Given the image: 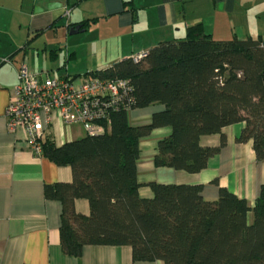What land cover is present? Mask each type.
<instances>
[{"label":"trees","instance_id":"obj_1","mask_svg":"<svg viewBox=\"0 0 264 264\" xmlns=\"http://www.w3.org/2000/svg\"><path fill=\"white\" fill-rule=\"evenodd\" d=\"M89 74L127 81L128 107L110 110L103 133L42 142L43 155L72 172L70 182L43 187L46 199L62 205V252L76 257L84 245H128L133 260L264 264V184L250 205L224 186L205 199L201 184L151 181L144 184L151 197H142L137 177L140 140L159 128L170 132L156 143L155 167L200 172L226 145L222 129L235 123H243L236 142L251 140L256 160H264V36L215 39L198 24L137 60ZM148 106L162 109L131 124L129 112ZM214 134L217 145L201 144ZM76 199L87 201L88 213L76 211Z\"/></svg>","mask_w":264,"mask_h":264},{"label":"crops","instance_id":"obj_2","mask_svg":"<svg viewBox=\"0 0 264 264\" xmlns=\"http://www.w3.org/2000/svg\"><path fill=\"white\" fill-rule=\"evenodd\" d=\"M198 24L215 39L263 37L264 0H0V264H163L133 260L128 245H84L76 257L64 254L59 244L62 205L46 199L43 187L70 182L71 169L33 155L24 143V130L8 129L5 109L21 63L33 72L64 68L59 78L82 76L183 37L189 26ZM76 25L82 30L77 33L85 34L68 37ZM61 35L67 45L64 61L57 63ZM71 66L85 71L68 73ZM160 109H133L129 120L134 125L147 123ZM242 127L235 123L222 129L226 145L197 173L154 166L156 143L170 132L154 129L139 143V194L151 197L144 185L151 181L201 184L203 197L214 200L218 186H224L253 205L264 184V160H256L251 140L236 142ZM50 133L56 146L86 135L80 124L66 128L59 119ZM200 142L215 146L218 135L204 136ZM74 206L88 213L85 199H76Z\"/></svg>","mask_w":264,"mask_h":264},{"label":"built area","instance_id":"obj_3","mask_svg":"<svg viewBox=\"0 0 264 264\" xmlns=\"http://www.w3.org/2000/svg\"><path fill=\"white\" fill-rule=\"evenodd\" d=\"M143 55L132 57L137 60ZM128 90L127 81L122 79L92 74L59 78L48 70L33 72L21 63L12 99L5 109L7 126L10 131L23 129L26 147L40 157L42 142L51 136L55 119L66 128L80 124L86 134L103 133L110 110L128 107L125 99Z\"/></svg>","mask_w":264,"mask_h":264},{"label":"rangeland","instance_id":"obj_4","mask_svg":"<svg viewBox=\"0 0 264 264\" xmlns=\"http://www.w3.org/2000/svg\"><path fill=\"white\" fill-rule=\"evenodd\" d=\"M85 33H76V34H73L71 36H68L70 38H79L81 36H83ZM59 39H62L61 42L59 43V46L58 47H61V50L59 51V57H58V61L57 63H62L64 61V45H67L66 42H64V36L61 35V37ZM68 63V62H67ZM85 70H81V69H74L72 66L68 68L67 72L68 73H73V72H79V73H83ZM51 75L52 76H57V75H61L63 73H65V70L64 68H60L58 70H51ZM129 114L131 115V113L129 112ZM83 128V127H82ZM78 133V132H77ZM251 216V215H250ZM252 217H250L251 219Z\"/></svg>","mask_w":264,"mask_h":264},{"label":"water","instance_id":"obj_5","mask_svg":"<svg viewBox=\"0 0 264 264\" xmlns=\"http://www.w3.org/2000/svg\"><path fill=\"white\" fill-rule=\"evenodd\" d=\"M78 31H82V30L80 29V25H76V26L70 28V29H69V34H74V33H77Z\"/></svg>","mask_w":264,"mask_h":264}]
</instances>
